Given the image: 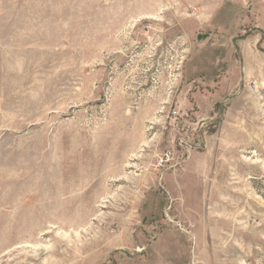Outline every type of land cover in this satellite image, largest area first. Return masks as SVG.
<instances>
[{"label": "rangeland", "instance_id": "374dc122", "mask_svg": "<svg viewBox=\"0 0 264 264\" xmlns=\"http://www.w3.org/2000/svg\"><path fill=\"white\" fill-rule=\"evenodd\" d=\"M264 0H0V264H264Z\"/></svg>", "mask_w": 264, "mask_h": 264}, {"label": "crops", "instance_id": "0c3cea01", "mask_svg": "<svg viewBox=\"0 0 264 264\" xmlns=\"http://www.w3.org/2000/svg\"><path fill=\"white\" fill-rule=\"evenodd\" d=\"M263 9H264V7H263Z\"/></svg>", "mask_w": 264, "mask_h": 264}]
</instances>
